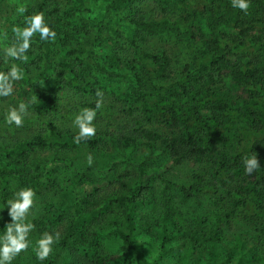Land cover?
Returning <instances> with one entry per match:
<instances>
[{"label": "rangeland", "instance_id": "1", "mask_svg": "<svg viewBox=\"0 0 264 264\" xmlns=\"http://www.w3.org/2000/svg\"><path fill=\"white\" fill-rule=\"evenodd\" d=\"M16 7V16L20 5L38 6L42 0H8ZM46 0L47 15L62 16L68 22L72 34L71 47H76L79 41L78 27L84 19H89L95 26V32L102 37L99 48L106 50L101 61L114 69L119 68L121 76H106L92 69L93 61L82 57L79 60L64 58L57 47L54 46L48 55L41 46L40 41H35L31 46L32 51L41 57L40 62H31L28 58V74L31 82L22 79L14 82V91L8 97H0V165L9 163L11 168L22 174L36 179L39 184L16 175H8V184L3 191L0 177V228L5 229L11 222L8 214L7 200L14 197V193L22 188L30 187L35 191V203L29 214V220L35 227L29 234L30 246L27 251L21 252L14 258L12 264H46V260L37 259L33 250L36 241L47 231L52 234L60 233V240L53 245L56 264H96L92 256L82 253L81 247L93 249L98 254L113 255L108 264H137L136 254L133 250L124 251L121 248V239L116 234V227H123V219L128 208L127 196L131 193L140 177L142 164L152 177L153 203L140 209L138 215L139 225H146L143 234L137 238L144 242V253L150 258L158 255L160 250V232L162 231L165 211H169V218L174 226H179L184 232L176 237L172 243V250L158 264H262L264 262V218L261 212L262 204L258 200L250 199L262 193L258 187L250 184L246 186L248 174L245 172L243 160L252 155L246 151L256 136L264 137V49H252V56L259 58L258 67L262 76L257 85L259 96H252L244 89L249 98L239 99L242 93L231 94L230 107L237 114L244 116V123L252 126L234 137L233 142L238 147L244 146L241 157L242 166L234 171L233 180L222 185L219 184V194L215 195L209 190L188 197L183 193V184L191 182L193 174L201 173L212 167L216 156H209L203 162L186 161L175 169L166 170L170 157L167 153L161 156H152L143 130L153 129L162 137H172L179 134V127L169 125L165 112H158L154 106L159 101V86L168 87L176 85L181 89L184 98L191 106L197 107L202 95L200 88L207 79V72L216 68L211 64L205 70L201 67L207 62L212 53H208L205 40L191 41L188 35L177 29V25L167 29L153 31L152 40L144 43L145 47L164 62V57L171 58L170 64L165 65L166 70L162 76L156 77L153 84H149L147 91L151 94L149 103L151 110L145 112L138 106L128 70L123 64L115 63L110 57V43L108 35L111 30L120 25L127 34L128 27L132 26L131 18L127 13L128 0ZM139 4L154 14L168 15L172 22H178L173 14L167 13L168 6L180 5V0H173L166 4L165 0H138ZM194 9L205 11L209 9L208 0H191ZM211 3V2H210ZM218 3V2H217ZM73 7L70 16H67L66 6ZM212 5V3H211ZM218 7V6H217ZM223 8L211 12L212 21L218 24L215 28L235 33L230 24L224 20ZM226 12V10H225ZM208 14L210 12L208 11ZM224 17V18H222ZM244 17V39L262 40L264 44V0L250 3L248 13ZM5 13L0 11V71L7 72L13 64L11 58L5 63L3 50L15 42L12 28L5 26ZM219 21V22H218ZM252 25L254 27H248ZM180 26V25H179ZM175 28V29H173ZM245 30L247 32H245ZM6 40V43H5ZM131 51L139 58L135 48ZM69 65L77 66V70L91 69L92 79L87 81L79 78L73 81L68 75ZM189 89L186 94L183 88ZM103 92V107L97 111L95 120L96 133L93 138L100 141V145L91 148L86 145H66L63 138L55 135L53 126L64 132L78 133L73 120L76 114L84 107L95 108L97 100L96 90ZM237 90V88H235ZM199 91V92H198ZM239 92V90H238ZM261 95V96H260ZM37 96L36 102L29 104L28 113L24 117L22 127L14 123L9 125L5 117L11 107H16L21 101L27 103ZM238 96V97H237ZM50 98L57 102V106L46 103ZM210 99V98H209ZM182 100V99H181ZM213 100V99H212ZM244 100V103H243ZM221 112L220 110H218ZM157 112V113H156ZM224 118V117H223ZM256 125H262L259 131ZM132 132V144L124 146L122 136ZM41 135L45 140L44 146L36 143V137ZM22 143H29L28 151L21 158L16 152V147ZM89 154L93 163L88 164ZM259 160V159H258ZM261 168L253 176H258L264 170V162L259 160ZM215 171L211 170V174ZM80 174H87L90 182V194L94 198L89 205L81 202L83 187L78 180ZM169 179L175 185L169 189L165 187L163 178ZM207 180H211L209 174ZM244 183L245 189L260 191L257 194L244 192V202L234 212V217H228L234 209L233 196L238 186ZM232 192V195L230 193ZM222 196V198H219ZM120 198H124L120 200ZM165 200L169 206L166 207ZM222 241L212 239L218 220ZM6 230V229H5ZM4 231V230H3ZM4 233L1 231L0 236ZM63 238L71 242V246L64 249L59 242ZM191 238H197L198 243L193 249ZM79 246V248H77Z\"/></svg>", "mask_w": 264, "mask_h": 264}, {"label": "trees", "instance_id": "2", "mask_svg": "<svg viewBox=\"0 0 264 264\" xmlns=\"http://www.w3.org/2000/svg\"><path fill=\"white\" fill-rule=\"evenodd\" d=\"M87 5V1L83 0ZM209 9L205 11H199L194 9L191 0H180V5L168 6L170 10L165 8L164 11L173 14V17L178 22H172L173 18L168 15L158 14L157 18L154 14L147 11L142 4L138 3V0H128L126 2L127 13L131 18L132 26H129L127 34L120 25H117L111 30V34L108 35V41L110 47V57L118 64H123L128 70L129 79L132 82L135 100L139 107L145 112L151 110L149 103V97L151 94L147 91L149 84H153L156 77L162 76L163 71L166 70L165 65L170 64L171 58L168 56L162 58L150 53V51L143 47L144 43L152 40L153 31L158 29H167L177 25L178 30H182L188 35L191 41L205 40L206 46H208V53H212L210 59L207 62H203L201 67L207 70L211 64H216L217 67L207 72V79L204 81L200 88L202 95L197 107L191 106L184 100V95L176 85H169L168 87L159 86L158 93H160L159 101L154 104L156 110L164 113L172 127H179V134L172 137L164 138L161 134L153 129L143 130V137L146 140V144L149 147L152 156H161L167 153L170 157L169 162L166 164V170L175 169L181 166L186 161L203 162L209 156H216L213 160V165L204 172L196 173L192 175L191 182L183 184L182 189L185 196L192 197L198 193H202L205 190H209L215 195L219 194L220 186L215 182L217 178L222 185L227 184L233 180L235 174L234 171L242 166L241 157L244 152V146L241 148L236 146L233 142L234 137L240 135L244 128H250L252 126L244 123V116L237 114V111L230 107L233 103L230 99L231 94L242 95L239 99H244V96L249 98V95L244 90L245 88L250 91L252 96H259L260 92L257 91V85L262 76L261 68L258 67L260 60L253 58L250 50L252 49H264L262 40H254L253 42L248 39H244V17L242 11L237 8H233L231 0H208ZM173 0H165L166 4H171ZM212 5H211V3ZM218 2V3H217ZM257 4L260 0H250ZM218 6V7H217ZM225 9L224 13L226 23L233 27L235 33H229L227 30H220L217 33L215 28L217 27L216 21H212L213 15L211 12H215V9ZM27 11L23 14H17L14 3H10L8 0H0V11L5 13V26L6 28H12L14 26L23 27L26 18L32 15L34 12H43L45 20L48 25L56 32L55 41H42L39 34L33 36L31 40V46L35 45V41H40L41 46L45 49V54L48 55L54 46L64 58H71L79 60L82 57H86L93 61L92 69H95L98 73L106 76H121L122 72L119 68H112L107 66L101 61L103 55L106 54V50L99 48L102 37L95 32V26L89 19H84L82 24L77 28L79 41L76 47L70 46L72 40V34L68 28V22L62 16L47 15L46 0H42L38 6L30 7L26 6ZM73 11V7L66 6L67 16H70ZM208 11L210 14H208ZM224 18V17H222ZM219 22V21H218ZM180 25V26H179ZM250 27H254L250 25ZM175 29V28H173ZM245 32H247L245 30ZM6 43V40H5ZM135 48L139 58L134 56V52L131 51ZM253 51V50H252ZM31 62H40L41 57L36 55L34 51L30 49L25 53ZM0 60L2 61L1 57ZM13 64L20 67L24 74V78L31 82V77L28 74L29 62H23L20 60L11 59ZM68 75L73 80L78 82L79 78H85L87 81L92 79L91 69L77 70V66L69 65ZM260 84V83H259ZM183 88V87H182ZM237 88V90H235ZM185 93H189V89L183 88ZM239 90V92H238ZM198 91V92H199ZM261 95H264L263 92ZM260 95V96H261ZM237 96V97H238ZM210 98V99H209ZM182 99V100H181ZM213 99V100H212ZM46 103L57 106V102L50 98L45 99ZM244 103V100H243ZM220 110L221 112H219ZM157 113V112H156ZM224 117V118H223ZM52 126L53 132L56 136L63 138L66 145L72 146L86 145L91 148H96L100 145V141L96 138H90L85 141H81L80 144L74 143V137L78 133L71 131L64 132ZM262 125H256L255 130L259 131ZM250 146L246 147V151L251 154L257 153V158L264 162V137L256 136ZM122 144L124 146H130L132 144V132L130 134H124L122 136ZM36 143L39 146L45 145V140L41 135L36 137ZM30 147L29 143H22L16 147V152L23 158L25 153ZM9 163H2L0 165V177L2 179L3 191L6 193V186L8 184L7 176L16 175L30 180L33 184H39L36 179L22 174L20 171L15 170L9 166ZM140 167V177L127 196L128 208L124 215L123 227H116L115 231L118 237L121 239V248L124 251L133 250L136 254L137 264H158L173 248L170 244L173 240L183 235L184 232L179 226L171 224L169 218V211L166 210L162 219V231L160 232V250L156 257L150 258L144 253V242L137 238L138 235L144 233L146 225H139L138 215L140 209L147 206L154 201L152 192V177L142 164ZM211 170L215 171L211 174ZM211 176V180H207L206 175ZM87 174H80L78 180L81 181L83 187V195L89 194V196H83L81 202L84 205H89L94 196L90 194V182L87 181ZM89 176V175H87ZM163 178V177H162ZM165 187L167 189L173 187L175 183L169 179L163 178ZM250 184L258 187L262 191L259 196H251L250 199L258 200L260 206L262 204L263 211L261 212L264 218V170L259 173L258 176L249 175L248 181L245 182L246 186ZM245 189L244 183L238 186L234 192L239 196L230 195L233 198L232 206L233 210L227 214L228 217H234L240 208V202H244V192L248 195L251 192L256 194L259 190ZM253 195V194H251ZM222 198V196H219ZM124 198H120L122 200ZM168 200H165L166 207L169 206ZM223 219L220 218L217 222L216 229L212 233V239L218 242L222 241L220 234L219 224ZM4 230V231H3ZM5 232V229L0 228V232ZM262 234H264V227H262ZM193 249H195L198 243L197 238H191ZM60 246L67 249L71 246V242L63 238L59 242ZM79 248V246L77 247ZM82 253L87 256H92L96 264H108L113 259V255H102L95 252L93 249H85L81 247ZM46 264H56L55 254L52 252L46 259ZM264 264V262L262 263Z\"/></svg>", "mask_w": 264, "mask_h": 264}, {"label": "clouds", "instance_id": "3", "mask_svg": "<svg viewBox=\"0 0 264 264\" xmlns=\"http://www.w3.org/2000/svg\"><path fill=\"white\" fill-rule=\"evenodd\" d=\"M233 8H237L245 14L250 8V0H231ZM27 9L20 5L17 7V12L23 14ZM15 42L4 48L3 55L5 63L8 59L20 60L27 62L28 57L25 53L31 47L33 36L39 34L42 41H55L56 32L48 25L45 20L44 13L34 12L26 18L23 27L14 26L12 29ZM24 74L20 67L12 64L10 69L0 71V97H8L14 91V82L22 80ZM97 100L95 108L84 107L78 114L75 115L73 124L78 129V134L74 137V143L80 144L81 141L92 138L96 133V127L93 123L97 115V111L103 107V92L100 89L96 90ZM37 96L25 103L21 101L18 106L11 107L5 117L6 122L17 127H22L24 117L28 113L29 104L35 103ZM89 165L93 163V158L89 154L87 158ZM245 172L248 175H253L261 168L257 158V153L246 156L243 160ZM35 191L30 187H25L14 193V197L7 200L9 206L8 214L11 217V222L6 225V230L0 236V264H12V261L21 252L27 251L30 246L29 234L34 229L35 225L30 222L29 214L35 203ZM60 240V233L52 234L45 231L36 241V246L33 249L37 259L46 260L53 252V245Z\"/></svg>", "mask_w": 264, "mask_h": 264}]
</instances>
